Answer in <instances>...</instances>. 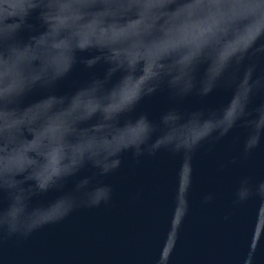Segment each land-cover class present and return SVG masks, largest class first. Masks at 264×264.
<instances>
[{
    "label": "water",
    "instance_id": "95a60500",
    "mask_svg": "<svg viewBox=\"0 0 264 264\" xmlns=\"http://www.w3.org/2000/svg\"><path fill=\"white\" fill-rule=\"evenodd\" d=\"M0 264H264V0H0Z\"/></svg>",
    "mask_w": 264,
    "mask_h": 264
}]
</instances>
